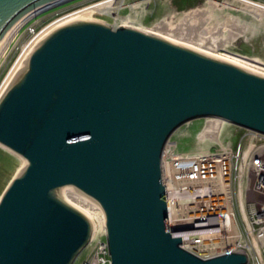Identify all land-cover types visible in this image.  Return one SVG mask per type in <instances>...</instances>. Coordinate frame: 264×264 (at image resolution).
Segmentation results:
<instances>
[{
  "label": "water",
  "instance_id": "95a60500",
  "mask_svg": "<svg viewBox=\"0 0 264 264\" xmlns=\"http://www.w3.org/2000/svg\"><path fill=\"white\" fill-rule=\"evenodd\" d=\"M57 1L0 0V35ZM208 115L264 133V75L132 26L53 29L0 96V143L26 160L0 196V264H73L91 223L64 185L100 204L112 264L243 263L188 251L169 225L164 144Z\"/></svg>",
  "mask_w": 264,
  "mask_h": 264
},
{
  "label": "built area",
  "instance_id": "2783aa9c",
  "mask_svg": "<svg viewBox=\"0 0 264 264\" xmlns=\"http://www.w3.org/2000/svg\"><path fill=\"white\" fill-rule=\"evenodd\" d=\"M61 1L28 11L30 15L14 36L21 43L15 59L48 23L75 8L68 5L65 10H56L47 20L40 16L46 9L68 0ZM241 128L244 131L237 139L215 142L214 148L200 153L203 169L192 186L179 195L176 204L170 203L164 183L168 220L172 235L180 238L179 245L202 258L240 252L245 255L241 264H264V133ZM166 142L161 157L162 179ZM220 184L222 194L212 204L210 197ZM89 240L78 254L84 253L80 264H112L106 238L92 244H88Z\"/></svg>",
  "mask_w": 264,
  "mask_h": 264
},
{
  "label": "rangeland",
  "instance_id": "374dc122",
  "mask_svg": "<svg viewBox=\"0 0 264 264\" xmlns=\"http://www.w3.org/2000/svg\"><path fill=\"white\" fill-rule=\"evenodd\" d=\"M95 1L68 0L46 9L40 16L47 20L54 11L65 10L68 5L76 8ZM114 5L117 7L115 13L136 25L197 47L209 50L212 47L211 51L219 55L238 56L246 66L264 72V0H115ZM90 16L109 24L114 21L111 15L98 12H92ZM20 44L14 37L2 52L0 84L15 63L22 61L19 68L24 66L22 52L15 59ZM243 131L237 125L213 117L186 120L173 130L166 142L162 159L164 169L167 172L181 170L184 185L193 184L195 176L203 169L199 164L200 153L214 148L216 143L221 144L222 140L237 139ZM65 195L68 201L79 202L73 194ZM93 238L104 240L106 236L98 232ZM83 257L84 253L80 254L73 264H80Z\"/></svg>",
  "mask_w": 264,
  "mask_h": 264
},
{
  "label": "bare ground",
  "instance_id": "6f19581e",
  "mask_svg": "<svg viewBox=\"0 0 264 264\" xmlns=\"http://www.w3.org/2000/svg\"><path fill=\"white\" fill-rule=\"evenodd\" d=\"M114 3H115V0H97L95 2H91L88 4H84V5L78 6L76 8H73V9L63 13L62 15H60L57 19H54L53 21L48 23L41 30V32L38 33V35L34 38V40L27 43V45L23 46L21 52L24 56H22L21 59L24 62L22 65H25V62L28 58V55L31 52V50L35 47V45L44 36H46L49 32H51L53 29H55L56 27H58L60 25H63L65 23H69L72 21H76V20H96V21H100V22H104V23L109 24L108 22H105V21H102L99 19H94L93 17L90 16V14L92 12H98V13H102V14H106V15H111L113 17L114 21L110 22L109 25H111L113 27H117V26H121V25L132 26V27L141 29L143 31L155 34L157 36H160V37L165 38L167 40H170L172 42L187 46V47L192 48V49H195V50L202 52L204 54H207V55H210V56L222 59V60H226L228 62L236 64V65H238L244 69L250 70L252 72L264 75V72L246 66V64H244L243 59H241L238 56L230 57L227 55L226 56L219 55V54L211 51L212 47L210 50L205 49L204 47H197L195 45H192L191 43H188V41L178 40V39H175V37L173 38V37L168 36V34L164 35V34H162V32L160 33L157 30L154 31L152 29H147L145 27L136 25L133 22H131L129 18L123 17V16L119 15L118 13H115L117 7L114 5ZM29 13L30 12L24 14L20 19H18L13 25H11L7 30H5L0 35V56H1L2 52L5 50V48L8 46V44L14 39L16 31L18 30L20 25L26 20V18L30 15ZM139 22H140V20H139ZM20 55H21V53L18 55V57ZM21 62L15 63L13 68L8 71L7 75L3 79L2 83L0 84V96L3 94L5 89L8 87V85L13 80V79L11 80V78L13 76L17 75L16 74L17 71H19L21 69V68H19V65L21 64ZM7 79H10L8 81V83H6ZM204 117L217 118V119L224 121L226 123L235 125L234 123H232L228 120H225L219 116L208 115V116H204ZM0 162L2 164L0 166V196H1L4 189L9 184L10 180L16 174H18V172L25 165L26 160L17 152L13 151L12 149H10L7 146L0 143ZM162 172H163V180H164V183L166 185L167 192L169 194V201L172 204H176V201H178L177 198L180 197L179 195H183V191H186L189 188L190 184L184 185V180H183L184 173L181 170H176L173 172L165 171L163 162H162ZM191 186H192V184H191ZM221 186H222L221 184L217 185L216 189H214V194H212V196L210 197V203L213 204L214 202H216L218 196H220L222 194L220 192V190H222L223 187H221ZM59 193H60L61 197L66 202H68L70 205H72L75 208H77L78 210H80L90 220L91 235H90V240H89L88 244H92L96 240L100 239V238H96V239L93 238L95 236V234L98 232L105 234L104 212H103V209L101 208L100 204L95 199H93L89 195L85 194L84 192L76 189L72 185L62 186L59 189ZM65 193L73 194L74 196H76L78 198V201L80 203L77 201H75L74 203L70 202V200L68 201ZM232 225H233L234 229L237 228V225L235 223V219H232Z\"/></svg>",
  "mask_w": 264,
  "mask_h": 264
}]
</instances>
